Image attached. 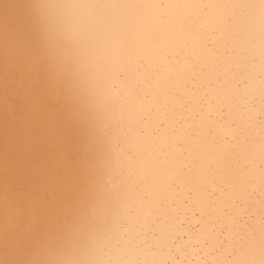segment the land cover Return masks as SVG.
<instances>
[{
	"label": "bare ground",
	"instance_id": "1",
	"mask_svg": "<svg viewBox=\"0 0 264 264\" xmlns=\"http://www.w3.org/2000/svg\"><path fill=\"white\" fill-rule=\"evenodd\" d=\"M141 2L0 0V264L264 259L260 0H212L218 6L211 15L232 20L230 71L209 91L213 102L188 121L191 135L181 147L186 179L165 196L175 177H164L152 211L125 190L92 44L98 19L129 12L112 5ZM165 150L175 153L176 146ZM196 160L207 175L193 180ZM236 197L239 207L218 219L217 198L231 205Z\"/></svg>",
	"mask_w": 264,
	"mask_h": 264
},
{
	"label": "snow or ice",
	"instance_id": "2",
	"mask_svg": "<svg viewBox=\"0 0 264 264\" xmlns=\"http://www.w3.org/2000/svg\"><path fill=\"white\" fill-rule=\"evenodd\" d=\"M212 0H144L112 5L127 15L98 19L93 48L98 76L114 115L116 144L123 154L121 167L127 177L125 190L147 202L152 211L158 203L160 181L169 175L165 196L175 194L177 182L185 180L181 147L188 121L213 102L209 91L228 75L229 17H213ZM241 7H244L241 5ZM260 103L261 138L259 181V236L264 255V0H260ZM222 32L221 39L217 33ZM198 86V87H197ZM223 98L216 97V102ZM175 145L176 152L165 149ZM193 180L207 169L194 162ZM221 218L239 207V197L225 204L217 198ZM136 213L133 212V215ZM227 264V262H225ZM260 264H264L261 259Z\"/></svg>",
	"mask_w": 264,
	"mask_h": 264
}]
</instances>
